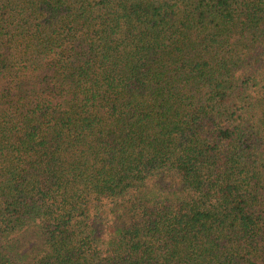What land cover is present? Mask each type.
<instances>
[{
    "label": "trees",
    "instance_id": "1",
    "mask_svg": "<svg viewBox=\"0 0 264 264\" xmlns=\"http://www.w3.org/2000/svg\"><path fill=\"white\" fill-rule=\"evenodd\" d=\"M0 264H264V0H0Z\"/></svg>",
    "mask_w": 264,
    "mask_h": 264
}]
</instances>
